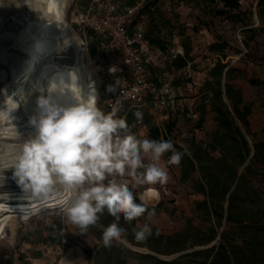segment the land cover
Here are the masks:
<instances>
[{
	"label": "rangeland",
	"instance_id": "obj_1",
	"mask_svg": "<svg viewBox=\"0 0 264 264\" xmlns=\"http://www.w3.org/2000/svg\"><path fill=\"white\" fill-rule=\"evenodd\" d=\"M26 1L23 0V3ZM89 1L67 0V22L72 32L83 42L85 64L93 75L91 79L95 81L100 97L98 106L107 112L104 102L114 93L107 91V88L115 86L114 80L107 76L110 59L101 53L95 39L79 33L75 22L77 10H83ZM9 2L16 3L17 0ZM27 2L25 4L29 8L27 5L16 7L14 4L0 7V48L6 51L5 54L2 53L0 61V107L4 102L3 90L6 89L11 96L18 75L22 72V68L16 72L14 66L17 62L22 63L27 51V39L14 33L13 18H22L21 15L26 12L34 13L31 10L34 7ZM149 7L147 5L144 12L143 9L140 11L149 15V19L146 17L144 22L146 31L153 36L158 28L170 48L182 45L184 55L188 53L190 59L186 66L179 68L167 58L171 52L167 46L164 56L160 57L163 65H150L149 69L153 74L162 70L164 78L166 76L163 73L169 71L174 88L171 92L174 104L168 107L155 104L143 107L152 115L153 124L164 135H168L169 141L182 147L190 155L195 154L199 147H208L211 135L218 129V122L216 113L211 110L212 93L207 84L213 81L211 72L215 65L222 62L227 65V69L231 68L233 71L231 83L241 91L243 106L251 108L249 132L242 125L241 127L251 147L252 158L255 144L264 140V12L259 10L258 0H241L240 8L234 11L226 10L220 0H166L162 8L151 11ZM159 13L164 15L165 20L155 24ZM174 41L178 43L175 44ZM71 54L74 58V53ZM64 63V60H60L56 64L65 67ZM41 70L36 71L33 83ZM128 107H122L118 115L121 117ZM21 108L23 111L18 119L21 121L19 124L23 125V118L33 114L35 96L28 104L22 103ZM13 129L7 126L0 134V146H4L0 151L4 152L6 159L3 162L12 158L6 152H12L13 146L20 142L14 141L19 138ZM28 130L30 129L17 131L22 137H27ZM133 133L151 139L148 128L143 124H138ZM212 155L218 156V153L214 152ZM181 163L182 159L178 165H168L165 157L162 158L161 164L168 170V182L154 186L159 194V198L150 203L155 209V215L150 218L148 215L142 217L138 224L149 223L165 234H175L185 230L188 219H191L193 225L202 232L190 231L189 236L177 244L186 249L174 254H159L124 243L133 253L115 252L111 262L106 264H121L124 259L127 264H173L174 261V264H264L262 162L254 165L234 207L230 209L225 203V215L221 224L214 217L208 220L203 212H197L196 203L205 199L202 193L197 192L194 184L199 179V174L183 180ZM5 177L4 183L0 185V264H35L34 259L38 257L44 259L42 262L45 264H62L66 257L72 259V264H95V249L101 245L95 229L86 234L79 233L75 226L56 215L53 208L30 206L28 201L21 199L23 193L12 179L11 170L5 172ZM211 225L217 226L216 239L211 243L198 245V241L210 236ZM113 245L120 243L114 242ZM88 252L93 254L89 255ZM144 254H152L157 259L142 258ZM186 254H189L188 257L181 258Z\"/></svg>",
	"mask_w": 264,
	"mask_h": 264
},
{
	"label": "clouds",
	"instance_id": "obj_2",
	"mask_svg": "<svg viewBox=\"0 0 264 264\" xmlns=\"http://www.w3.org/2000/svg\"><path fill=\"white\" fill-rule=\"evenodd\" d=\"M50 2L64 7V0ZM9 4L27 5L23 0H3L0 7ZM52 23L61 31L66 29L62 21ZM73 40L74 35L65 37L57 52L65 51ZM107 91L115 92L116 86H108ZM3 92L0 125L14 128L20 142L13 146L8 162L0 161V185L6 179L5 172L11 170L23 193L21 199L30 206L53 208L79 233L95 229L104 247L127 243L129 233L122 219L131 224L145 213L149 218L155 215L154 208L149 210L150 203L159 198L154 186L166 184L169 178L161 160L170 152L166 163L178 165L183 155L171 141L134 134L127 117L118 115L122 109L118 99L110 111H103L98 106L95 81L89 77L85 83L75 68L45 66L28 93L21 95L24 104L35 96V108L27 122L32 131L26 138L12 123L11 113L20 107L13 99L16 94L10 96L6 89ZM133 115L137 122L142 120L141 112ZM105 213L112 217L107 225L102 222ZM132 235L137 243H146L153 235L152 226L137 224Z\"/></svg>",
	"mask_w": 264,
	"mask_h": 264
},
{
	"label": "trees",
	"instance_id": "obj_3",
	"mask_svg": "<svg viewBox=\"0 0 264 264\" xmlns=\"http://www.w3.org/2000/svg\"><path fill=\"white\" fill-rule=\"evenodd\" d=\"M220 1L226 10L234 11L240 8L241 0ZM258 8L261 12H264V0H258ZM189 61L188 53H186L174 63L180 68L186 66ZM227 68V65L222 62L216 64L211 72L213 81H209L207 84L211 87L210 91L212 93L210 99L211 110L216 113V121L218 122V129L211 135V142L208 147H199L195 154L190 155L182 147L173 144L176 150H180L183 153L181 163L182 179L188 180L194 174H199V179L195 180L194 184L197 192L202 193L205 199L196 203L197 212H203L208 220L214 217L218 224H221L224 218L225 203L227 202L230 209L234 207L236 198L247 184L248 176L252 172L254 165L260 161L264 166V140L255 144V153L250 158L251 147L243 130L246 129L249 132L251 108L247 105L243 106V95L241 91L237 90L231 83L233 81V71L231 68ZM205 106L203 107V113H205ZM136 111L142 113V120L140 122L148 128L151 139L169 141L168 135H164L161 129L153 124L152 115L139 106L128 107L121 116L127 117L132 132L139 124L133 115ZM204 115H202V119H204ZM241 125L244 129H242ZM169 132H171L170 127ZM214 152H217L218 156L212 155ZM233 153L234 155H232ZM170 155V152L165 154L166 161ZM136 202L140 203V200L137 198ZM153 208V206L149 205L150 211ZM146 215L148 214L145 213L144 216ZM141 219L142 217L133 221L131 224L126 223L123 219L121 220V224L128 229L129 235L127 237V243L134 247L147 248L159 254H174L185 250V246L181 247L180 245L177 246V244H180L187 238L190 231L191 233L202 232L201 229L193 225L191 219H188L187 228L181 232L165 234L160 229L152 227L153 235L148 241L146 243H137L132 235V227L136 226ZM111 221L112 217L105 213L102 222L107 225ZM216 227V225H211L210 236L198 241L197 244L205 245L214 241L218 235ZM96 235L100 240L101 234L96 231ZM220 246L224 248L223 244ZM95 251V264L110 263L115 252L133 253L124 244L104 247L102 242ZM88 254L92 255L93 252H88ZM187 255L189 254L181 258L188 257ZM142 258L157 259L152 254H144ZM121 264H127L126 259L122 260Z\"/></svg>",
	"mask_w": 264,
	"mask_h": 264
},
{
	"label": "built area",
	"instance_id": "obj_4",
	"mask_svg": "<svg viewBox=\"0 0 264 264\" xmlns=\"http://www.w3.org/2000/svg\"><path fill=\"white\" fill-rule=\"evenodd\" d=\"M151 1L90 0L83 10L76 12L79 33L95 39L101 53L111 62L107 76L114 80L116 91L104 102L107 112L117 99L122 107L174 104L170 86L159 85L148 72L153 46L146 36L144 21L136 22V15ZM112 67L115 69L110 72Z\"/></svg>",
	"mask_w": 264,
	"mask_h": 264
},
{
	"label": "bare ground",
	"instance_id": "obj_5",
	"mask_svg": "<svg viewBox=\"0 0 264 264\" xmlns=\"http://www.w3.org/2000/svg\"><path fill=\"white\" fill-rule=\"evenodd\" d=\"M27 1L31 6L34 7L33 8L35 9L34 13L23 12L24 14L21 15L22 18L20 17L13 18L14 19L13 24H15L14 33L17 34L18 37H24L25 39H27L26 41L27 46H25L27 51L24 54L22 63L20 64L19 62H17V64L14 66L16 72H18L22 68L21 70L22 72L18 75V78L16 80V86L14 89V93L16 95L13 97V99L20 104V107L11 114L12 117H14L13 123H15L16 129L20 132H23V130L29 128L27 122H28V117L31 115V114H29V116L26 115V117L23 118L22 120V122H24L23 125L19 124L21 123V121L19 122L18 118L21 116V112L23 111L21 108L23 102L21 101L20 97L22 94L26 95L28 93L33 83V80L37 74L36 72L37 70H41V69L44 70L45 66H49V65H58L56 64L57 61L59 62L60 60L62 61L64 60L67 67L75 68L79 71L82 80L85 83L87 82V79L89 77L91 78L93 77L92 73L89 71V69L85 64V60H84L85 52H84L83 42L75 33L72 32V29L70 28L67 22V7H68L67 0H64V7L62 8H57L54 4L50 2V0H27ZM28 10L29 9H27V11ZM35 11H37L38 13ZM39 13H42V16ZM43 18H47L48 21ZM53 20L62 21L61 26L66 29H64L63 31L58 29L56 24L52 23ZM73 35L79 45L76 43L75 40H73L70 46L65 51L58 53L57 45L62 44L63 39L65 37L71 38ZM2 51L3 48L1 47L0 61L2 60L3 57L2 53L4 54L6 53V51L3 52ZM47 51H52V53H47ZM72 52L74 53V58L73 56L71 57ZM19 58L20 57L18 55L17 59ZM5 129H7V126L0 125V134L3 133ZM28 131L30 132L32 131V129ZM23 136L25 135L23 134ZM14 141L19 142V140L17 141L16 139ZM5 146H7V144ZM3 147L4 146H0V150ZM8 151L6 153L10 154L12 157L13 152L8 153ZM3 154L4 152L0 151V161L2 162L5 159Z\"/></svg>",
	"mask_w": 264,
	"mask_h": 264
},
{
	"label": "crops",
	"instance_id": "obj_6",
	"mask_svg": "<svg viewBox=\"0 0 264 264\" xmlns=\"http://www.w3.org/2000/svg\"><path fill=\"white\" fill-rule=\"evenodd\" d=\"M165 1L166 0H152L148 5H150L149 8L152 11L154 9L162 8L165 5ZM145 9L146 8L143 9V12ZM143 12L142 13L139 12L136 15V22L141 21V20L145 22L146 17H147V19H149V15L147 16ZM153 17H154V15H153ZM163 20H165L164 15H162V13H159L158 18L155 21V24L156 23L159 24L160 21L163 22ZM145 31H146V27H145ZM150 34L151 33H148L146 31V36H147V38L150 39L152 46H153L151 57L149 59V62L147 63L148 72L159 83V85H161V86L169 85L170 86V94H171L172 90L174 89L171 82H170L172 80V74H170L169 71H167V72L163 73V75L166 76L164 78L161 75L162 70H157V72H154V74H153L149 69V67L152 63H154L156 66H159V67L163 65V59L161 60L160 57H161V55L164 56V51L167 50V46L170 48V45H167L168 43H166V41H164L165 38L163 36V33L160 31L158 32V28H157V30L155 29V34L153 36H151ZM152 41H156V42H152ZM174 43L177 44L178 42L174 41ZM170 49H171V52L167 58H170L172 61L175 62L179 57L184 56L182 45L177 44L175 47H172ZM178 89H180V88H178ZM171 96H172V94H171ZM34 260H35V264H36V261L38 262L37 264H45L42 262L44 259H42L41 257H38V259H34ZM71 262H72V259L70 257L63 258V260H62V264L63 263L64 264H72Z\"/></svg>",
	"mask_w": 264,
	"mask_h": 264
}]
</instances>
